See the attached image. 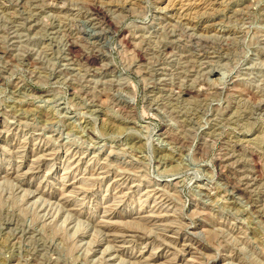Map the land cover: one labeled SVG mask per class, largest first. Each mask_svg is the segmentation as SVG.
<instances>
[{
    "label": "rangeland",
    "instance_id": "rangeland-1",
    "mask_svg": "<svg viewBox=\"0 0 264 264\" xmlns=\"http://www.w3.org/2000/svg\"><path fill=\"white\" fill-rule=\"evenodd\" d=\"M0 264H264V0H0Z\"/></svg>",
    "mask_w": 264,
    "mask_h": 264
}]
</instances>
